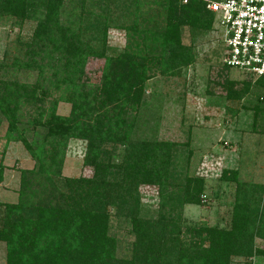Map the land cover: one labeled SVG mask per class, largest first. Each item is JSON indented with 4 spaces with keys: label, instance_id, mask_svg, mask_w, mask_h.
<instances>
[{
    "label": "trees",
    "instance_id": "trees-1",
    "mask_svg": "<svg viewBox=\"0 0 264 264\" xmlns=\"http://www.w3.org/2000/svg\"><path fill=\"white\" fill-rule=\"evenodd\" d=\"M117 1L70 0L69 5L74 3L81 15L89 13L91 26L83 28L77 18L61 20L66 0H0V16L35 21L33 34L20 42L23 50L15 55L12 66L38 74L33 83L0 82V111L9 118L5 137L21 142L35 161L33 168L21 170L19 202L0 203V241L7 246L6 264H231L234 257L264 254L254 245L256 237H264V195L255 197L253 184L244 188L237 182V202L226 226L206 221L187 224L174 209L161 210L156 218L140 214L138 186L163 184L164 150L169 148L166 143L131 138L145 81L167 66L165 72L175 73L191 52L182 41L184 27L210 30L214 14L201 0H160L162 18L124 26L125 44L112 54L103 21L109 20ZM87 2L101 7V13L88 9ZM128 8L127 2L120 14H129ZM84 31L90 32L88 40ZM92 57L104 61L96 82L85 70ZM222 66L231 69L223 62ZM255 83L262 89L253 106L256 125L257 120L264 121V77ZM220 85L230 99L250 92L252 86L250 80L227 78ZM39 88L43 89L37 97ZM51 91L58 93V99L44 108L42 103ZM58 101L70 103L67 115L57 112ZM21 104L36 106V113L25 123L16 115ZM261 128L264 131V123ZM70 139L86 142L91 175H61ZM119 145L126 152L116 161ZM4 169L0 161V182ZM225 175L221 180H236L233 172L232 177ZM205 182L201 177L188 178L178 190L179 205L205 202ZM125 208L123 220L131 223L129 232L135 236L129 257L117 253L115 236L110 233L111 211Z\"/></svg>",
    "mask_w": 264,
    "mask_h": 264
},
{
    "label": "rangeland",
    "instance_id": "rangeland-1",
    "mask_svg": "<svg viewBox=\"0 0 264 264\" xmlns=\"http://www.w3.org/2000/svg\"><path fill=\"white\" fill-rule=\"evenodd\" d=\"M69 1L66 0L63 7L61 20L68 22L77 18V23L83 25V28L90 27L91 21L87 17L89 13L82 12L81 15L79 8L74 3L69 5ZM134 1L118 0L113 5V14L109 16V20L105 18L103 21L109 53L114 54L123 48L127 37L124 26L137 20L146 24L159 21L163 16L160 0H137V10ZM179 1L187 3L189 0ZM127 2L130 13L120 14ZM85 6L96 13L102 11L101 7L89 2ZM153 18L156 20H152ZM34 28L35 21L11 15L0 16V82L17 79L33 83L37 79L35 70L12 66L15 55H21L23 50L20 42L28 41ZM83 33L88 40L90 32ZM182 41L191 47L186 62L179 64L173 74L165 72L167 66L163 68L165 71H157L147 79L141 102L133 115V140L166 143L169 147L164 150L166 154L162 163L165 165L162 188L148 183L138 186L140 214L156 218L161 210L166 213L167 210L174 209V212L181 213L187 224L206 221L210 225L226 226L231 223V210L237 202V182L243 183L244 188L253 184L255 197L264 195V131H260L264 121L257 120L255 125L253 109L262 89L255 83L259 77L222 66L224 46L218 36L215 21L207 31L184 27ZM103 62V59L93 57L87 60L85 70L91 81L98 80ZM226 78L238 82L250 80V92L236 99L228 98L220 85ZM42 89L37 90V97ZM54 99H58V93L51 91L46 95L42 106L47 108ZM17 110V118L25 123L36 113V106L21 104ZM56 110L67 115L71 105L58 101ZM8 123L9 118L0 111V161L5 167L0 182V203H17L20 200L21 170L33 168L35 161L21 142L7 141L5 135ZM27 136L31 139L33 134L29 132ZM116 149L119 153L116 161H120L126 152L125 146L119 145ZM87 155L84 140L70 139L61 165V175H91V167L86 165ZM232 172L236 180H221L224 174L232 177ZM195 177L206 181L203 193L206 201H201L200 205H179L176 199L180 194L178 190L182 189L188 178ZM202 197L204 196L200 198ZM33 200L38 199L34 197ZM206 202L207 205H204ZM259 207H263L260 201ZM127 208L118 210L117 213L111 211L110 221V233L115 236L117 253L125 257L131 255L132 242L135 240L134 234L129 232L131 223L123 220ZM254 245L264 250V237H256ZM6 252V243L0 241V264H6ZM231 264H264V254L250 258L234 257Z\"/></svg>",
    "mask_w": 264,
    "mask_h": 264
},
{
    "label": "built area",
    "instance_id": "built-area-1",
    "mask_svg": "<svg viewBox=\"0 0 264 264\" xmlns=\"http://www.w3.org/2000/svg\"><path fill=\"white\" fill-rule=\"evenodd\" d=\"M224 46L222 62L264 77V0H204Z\"/></svg>",
    "mask_w": 264,
    "mask_h": 264
}]
</instances>
